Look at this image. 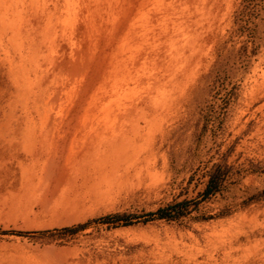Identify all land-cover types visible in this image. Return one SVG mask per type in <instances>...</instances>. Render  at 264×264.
Returning <instances> with one entry per match:
<instances>
[{
    "label": "rangeland",
    "instance_id": "1",
    "mask_svg": "<svg viewBox=\"0 0 264 264\" xmlns=\"http://www.w3.org/2000/svg\"><path fill=\"white\" fill-rule=\"evenodd\" d=\"M0 264H264V0H0Z\"/></svg>",
    "mask_w": 264,
    "mask_h": 264
},
{
    "label": "trees",
    "instance_id": "2",
    "mask_svg": "<svg viewBox=\"0 0 264 264\" xmlns=\"http://www.w3.org/2000/svg\"><path fill=\"white\" fill-rule=\"evenodd\" d=\"M260 168H252V172L254 173H261ZM232 167L228 165L223 164H215L213 165L208 171H206L205 175L207 177V182L205 185V189L203 193L200 195V197L197 200H184L181 202H177L174 204L169 205L166 208L160 209L157 213H155L153 216L158 217L162 220L167 221H180L184 218L189 217L193 212H197L200 208V205L204 202L210 201L213 198H216L218 196H222L224 193H226L230 186L232 185V182L234 181L236 175H238ZM231 210L227 209L223 211L221 214H219L220 217H226L231 214ZM122 217L120 216H108L102 219L95 220L96 223H111L114 221H120ZM210 218H207L205 220H209ZM212 219V218H211ZM88 224L84 225H78L74 227H65L62 229H55L51 231H44L41 232V235H59L62 237H66L69 235H74L78 231L86 228Z\"/></svg>",
    "mask_w": 264,
    "mask_h": 264
}]
</instances>
